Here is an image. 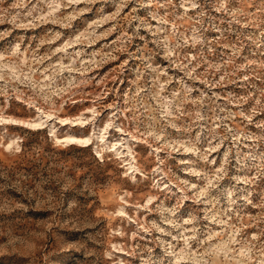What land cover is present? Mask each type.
Listing matches in <instances>:
<instances>
[{
	"label": "rangeland",
	"instance_id": "obj_1",
	"mask_svg": "<svg viewBox=\"0 0 264 264\" xmlns=\"http://www.w3.org/2000/svg\"><path fill=\"white\" fill-rule=\"evenodd\" d=\"M0 264H264V0H0Z\"/></svg>",
	"mask_w": 264,
	"mask_h": 264
}]
</instances>
